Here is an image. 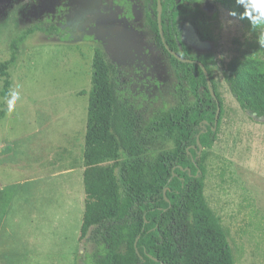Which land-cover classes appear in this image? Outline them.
<instances>
[{
	"label": "rangeland",
	"instance_id": "obj_1",
	"mask_svg": "<svg viewBox=\"0 0 264 264\" xmlns=\"http://www.w3.org/2000/svg\"><path fill=\"white\" fill-rule=\"evenodd\" d=\"M118 1L72 0L61 13V0H0V21L15 17L9 41L26 35L8 70L22 97L11 112L0 78V111L7 109L0 117V264H84L85 135L98 48L121 70L124 94L146 121L180 101L179 77L151 28L154 7L126 0L129 18L127 4ZM226 1L201 0L190 15L178 0L175 21L191 57L207 60L223 102L218 140L201 153L206 200L227 232L235 264H264V118L241 109L225 69L237 61L244 85H251L255 73L264 76V47L240 18L242 9ZM47 17L68 27L71 39L47 37L41 23ZM11 56L8 44L0 46V64Z\"/></svg>",
	"mask_w": 264,
	"mask_h": 264
},
{
	"label": "trees",
	"instance_id": "obj_2",
	"mask_svg": "<svg viewBox=\"0 0 264 264\" xmlns=\"http://www.w3.org/2000/svg\"><path fill=\"white\" fill-rule=\"evenodd\" d=\"M72 0H61L65 7ZM156 19L151 21L157 45L179 77L178 104L158 111L146 121L124 94L121 70L104 51L94 54L85 135L86 194L80 231L84 264H235L227 232L205 197L206 153L218 140L224 114L216 87L208 88L205 74L196 62L210 71L206 59H195L177 31L178 0H162V30L157 23V0H149ZM182 11L194 14L201 0H183ZM236 3L227 0L226 3ZM240 13V11H239ZM44 33L61 41L71 39L63 23L44 18ZM15 17L0 21V46L12 50L9 61L0 64L4 85L2 97L11 89L9 68L17 61L26 35L9 41ZM202 42L208 36L198 32ZM9 41V42H8ZM226 80L244 112L264 118V76L255 73L251 85L237 61L226 66ZM218 108H220L217 119ZM7 109L0 111L5 116ZM172 148H167L168 144ZM200 147L203 150H200Z\"/></svg>",
	"mask_w": 264,
	"mask_h": 264
},
{
	"label": "clouds",
	"instance_id": "obj_3",
	"mask_svg": "<svg viewBox=\"0 0 264 264\" xmlns=\"http://www.w3.org/2000/svg\"><path fill=\"white\" fill-rule=\"evenodd\" d=\"M236 4L242 9L240 13L241 19H247L252 29L259 33V44L264 47V0H236ZM236 16L235 12L230 13ZM229 25L232 21L227 22ZM222 59L224 57H221ZM22 99L21 93L15 88L9 89L4 101L9 112L13 111L18 102Z\"/></svg>",
	"mask_w": 264,
	"mask_h": 264
},
{
	"label": "water",
	"instance_id": "obj_4",
	"mask_svg": "<svg viewBox=\"0 0 264 264\" xmlns=\"http://www.w3.org/2000/svg\"><path fill=\"white\" fill-rule=\"evenodd\" d=\"M157 5H158L157 6V12H158V14H157V23H158V28H159V35H160V37L162 39V42L164 43L165 48L169 51V53L171 55H173L179 61L186 62V63H194V61L189 60V59H181L178 54H176L172 50H170L169 47H168V45L165 44V38H164V35H163L162 22H161L162 21V13H163L162 0H157ZM196 63L198 65H200V67L202 68V70H203V72L205 74L207 83H208V88L211 91L212 95L215 96V93H214L213 88L211 86V81H210V77H209V74H208L207 69L205 68V66L202 63H200V62H196ZM219 113H220V108H218L217 119L219 118ZM253 115H255V114H253ZM200 150L202 151L203 148L200 147Z\"/></svg>",
	"mask_w": 264,
	"mask_h": 264
},
{
	"label": "flooded vegetation",
	"instance_id": "obj_5",
	"mask_svg": "<svg viewBox=\"0 0 264 264\" xmlns=\"http://www.w3.org/2000/svg\"><path fill=\"white\" fill-rule=\"evenodd\" d=\"M119 2V4H123V5H125V4H127V13H126V15L127 16H129V18H131V13H130V6H129V4L127 3V1L126 0H119L118 1ZM177 10H178V5H177ZM177 10H176V12H177ZM176 14V13H175ZM65 26V25H64ZM67 29H68V27H67ZM68 31H69V33H71V31H70V29H68ZM70 35V34H69ZM70 37H71V35H70ZM194 62H196V61H194Z\"/></svg>",
	"mask_w": 264,
	"mask_h": 264
}]
</instances>
